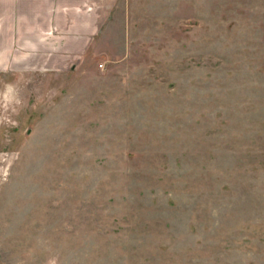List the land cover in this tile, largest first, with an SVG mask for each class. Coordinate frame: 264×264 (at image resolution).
<instances>
[{"label":"rangeland","instance_id":"374dc122","mask_svg":"<svg viewBox=\"0 0 264 264\" xmlns=\"http://www.w3.org/2000/svg\"><path fill=\"white\" fill-rule=\"evenodd\" d=\"M121 2L0 64V264H264V0Z\"/></svg>","mask_w":264,"mask_h":264},{"label":"crops","instance_id":"0c3cea01","mask_svg":"<svg viewBox=\"0 0 264 264\" xmlns=\"http://www.w3.org/2000/svg\"><path fill=\"white\" fill-rule=\"evenodd\" d=\"M124 1V0H123ZM121 0H0V64L65 69L99 48Z\"/></svg>","mask_w":264,"mask_h":264}]
</instances>
